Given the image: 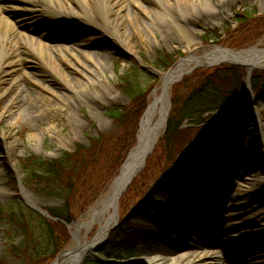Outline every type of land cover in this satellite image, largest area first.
Masks as SVG:
<instances>
[{
  "label": "rangeland",
  "instance_id": "374dc122",
  "mask_svg": "<svg viewBox=\"0 0 264 264\" xmlns=\"http://www.w3.org/2000/svg\"><path fill=\"white\" fill-rule=\"evenodd\" d=\"M58 1L63 5L61 10L57 7L56 13H52L42 9L40 15L46 21L54 17L61 22V26L69 23L74 17L78 18V22L81 20V23L77 22L79 28L66 27L59 33L70 39L75 37V41H84V44L89 45L91 56L76 57L63 50L64 55L43 53L45 60L48 59L59 67L57 74H52L46 69L34 51L26 54L27 62H21V55L18 54L22 53L23 45L19 46L17 54L11 44H6L5 47L10 50L11 55L0 59V264H30L27 255H14L9 250L11 244L17 246L24 240L15 219L11 218L12 213L17 218L24 216L34 226L39 225L36 212L28 206L24 193L31 197L36 207H64L62 198L42 192L45 184L38 186L29 182L23 169L24 160L29 157L42 160L57 159L64 152L73 151L76 144L87 147L90 139L96 138L98 133H110L115 130L107 112L115 105L128 103V97L118 88L119 78L127 71L132 70L142 88L153 80H158L154 86L155 94L153 89L149 94L151 103L154 96L160 93V75L166 73L158 61L159 57L164 54L172 55L177 62L189 56L191 52L201 55L199 47L206 52L214 49L216 41L226 38L228 29L238 30L237 11L254 12L256 16L264 15V0H192L198 8H193L188 3L191 0H139L151 11L148 15L140 13L132 0H109L111 10L108 19L116 26L117 32H114L110 28L96 25L102 23L103 17L94 11V0L87 3L93 21L88 15L75 12L77 6L72 4V0ZM37 4H41V1L37 0ZM37 4L30 7L41 10ZM206 4L210 7H206ZM159 9H164L165 14L172 13L177 21L158 16L154 10ZM183 10L185 12L180 13ZM48 21L51 22L49 19ZM184 29L197 40L186 43L182 39ZM55 30L54 28L53 31ZM38 33L40 32L37 31L34 35L38 36ZM220 46L232 49L227 44ZM254 46L264 49V34L256 43L241 50ZM175 67L176 63L172 68ZM240 68L245 72V68ZM29 76L40 79V84L35 83ZM108 85L114 87V93L105 89ZM174 85L168 93L170 99ZM96 89L99 90L100 96L96 95ZM36 90L42 92L41 95ZM251 95L255 109H240L241 125L236 131L224 135L223 155L208 168L210 180L203 182L199 188L185 190L190 203L185 204L176 217L156 218L153 221L147 217L149 213L157 215L153 205L160 202L172 203L170 196L163 190L171 189V180H164L161 185H153L152 177L142 192L133 195L124 207H120L119 202V218H122L152 186V204L144 203L146 215H138V222L153 226L155 234L151 235L148 242L138 244L133 249L132 259H140L146 255L157 257L171 252V248L187 253L198 248L219 252L222 251L225 237L233 233L241 240L235 244L238 245L236 247L244 253L232 256L226 248L220 264H251L252 259L256 257L260 259L258 264H264V232L260 235L252 234L251 239L244 238L246 231H252L264 224V139L261 141V135L264 138V130L260 133L254 121L255 115L258 114L264 124V81L260 82L258 90ZM217 116L218 114L212 117V122ZM157 118L158 113L151 125ZM212 132L222 133L223 128ZM3 136L9 144L13 168L5 162ZM164 178L168 179L167 175ZM109 193L110 190L107 189L98 201L82 214H78L76 208L73 209V222H89L91 212L100 208V201ZM212 201L217 204L212 224L199 232L196 228H200L198 224L203 217V211L214 209L209 206ZM253 207L260 209L258 217L247 211ZM98 228V222L81 228L82 240H89ZM185 230L193 231L192 234L196 238L192 244H183L179 239L181 232ZM70 231H74L73 226ZM172 232L175 236H172ZM36 234L39 236L36 250L39 253L50 252L52 246L39 230ZM75 247V241L70 239L62 252ZM126 254L127 251L121 252V255ZM230 258L232 262L229 261ZM84 260L87 261L86 264H101L89 255Z\"/></svg>",
  "mask_w": 264,
  "mask_h": 264
},
{
  "label": "trees",
  "instance_id": "16d2710c",
  "mask_svg": "<svg viewBox=\"0 0 264 264\" xmlns=\"http://www.w3.org/2000/svg\"><path fill=\"white\" fill-rule=\"evenodd\" d=\"M236 16L238 30L228 29L225 35L227 39L218 40L216 44H227L230 48L241 50L263 36L264 15L237 11ZM175 60L168 54L158 58L165 70ZM244 76L245 72L240 67L225 64L195 70L173 86L172 107L165 132L147 158L145 168L134 178L120 199V207H124L133 195L141 193L150 178H154V183L162 184L161 174L169 171L168 178L173 184L171 190L165 191L171 195L173 204L159 203L156 208L164 216H173L188 202L185 188L196 189L209 180L207 170L223 153V137L209 134L204 131V127L211 122L214 114L244 102ZM157 81L153 80L142 88L132 70L127 71L119 78L118 88L128 97V103L115 105L107 112L115 130L98 133L96 138L90 139L89 146L76 144L73 151L64 152L57 159L29 157L23 161L29 182L38 186L45 184L42 192L62 198L64 207L45 208L57 221L35 213L39 220L38 226L32 225L24 216L17 218L12 213L11 218L15 219L24 236L21 244L9 246L14 255H27L30 264H49L68 245L71 239L68 225L73 223L75 215L73 209L76 208L78 214H82L97 202L117 176L128 152L136 144L138 123ZM261 81H264V70L254 71L251 77L254 92L258 90ZM239 120L238 113H233L224 125L225 132L234 131L239 126ZM146 192L141 196L140 205L135 204L124 214L98 250L105 259H129L139 241L145 243L150 239L153 231L137 222L144 203H150ZM38 230L52 246L48 253H39L35 248ZM122 251L128 254L121 255Z\"/></svg>",
  "mask_w": 264,
  "mask_h": 264
},
{
  "label": "bare ground",
  "instance_id": "6f19581e",
  "mask_svg": "<svg viewBox=\"0 0 264 264\" xmlns=\"http://www.w3.org/2000/svg\"><path fill=\"white\" fill-rule=\"evenodd\" d=\"M41 4H37V0H0V27L2 29V35L0 36V59L7 58L10 54V50L7 49L6 44H11L14 47V51L18 54L19 53V46H22V53H19L21 55V62H27L28 56L26 55L30 51H34L37 53V57H39V60L41 64L52 74H57L59 67L55 64H53L48 59H44L42 57L43 53L49 54L53 53L55 55H64L62 54V50L67 53L70 52L74 54L76 57L85 56L90 57L91 51L89 48V45L84 44V41H75L74 38L69 37H63L60 35V31L63 32L62 29L66 27H72V28H79L78 24L82 21L80 20L78 22V18L74 17L71 19L69 23H65V25L61 26V22L57 21L54 17L53 19L48 18L50 21L44 20L42 18V15H40V11H48L52 13H56L55 10L58 7V9L61 10L62 4L59 3L58 0H40ZM53 1V2H52ZM91 0H72V4L77 6V13L82 12V14L88 15L92 20V14H90L87 9V3ZM95 1V9L94 11L98 14H101L103 17V21L101 24H96L98 27H106L112 29L114 32H117L116 26L110 23L108 19L109 11L111 10L110 1L109 0H94ZM136 7L138 8V11L140 13H143L145 15H148L151 11H148L139 0H132ZM206 2H209V0H206ZM193 8H198L195 3L191 1L188 2ZM32 4H37V7H41V10H36L33 7H30ZM181 4V3H180ZM35 7V8H37ZM206 7H210L209 4H206ZM43 9V10H42ZM164 9L154 10V12L158 16H164L171 21H177L176 17L169 12V14L164 13ZM185 12L184 10L180 13ZM75 15V13H72ZM90 14V15H89ZM12 18V19H11ZM47 18V17H46ZM93 21V20H92ZM78 22V24H77ZM93 23V22H92ZM50 24V26H49ZM94 24V23H93ZM16 25V26H15ZM56 29L53 31V29ZM39 31L38 36H35L34 34ZM182 39L185 40L186 43H189L194 40H197L196 37L190 35V33L187 30H183ZM5 43V44H4ZM21 43V44H20ZM6 48V49H5ZM199 51L203 52L204 49L202 47L198 48ZM214 49L206 52V56L208 58L212 57L217 60L221 59H227L231 58L234 60V58L229 57L228 54H225L223 52L216 53ZM205 51V50H204ZM204 55V52L201 54ZM201 55H198L194 52H191L188 56V59H186L184 62L180 63L177 67H175L171 73L167 77V82H171L175 77L183 73L186 69L190 68L192 65H195L197 63H202L204 61L203 58H200ZM204 55V56H205ZM235 57L237 59L243 60L244 62V68L247 70L250 69H256V68H264V50H252L245 53H239L236 54ZM31 80H33L35 83L40 84V79L36 77L29 76ZM106 90L114 93V87L113 86H106ZM39 95H41L42 92L36 90ZM96 95L100 96L99 90H95ZM55 93V92H54ZM56 94V93H55ZM249 108L255 109L253 107V101L251 94H248L247 102L244 107L245 110H249ZM157 113H154V116L150 120L152 123V120L156 116ZM224 118L223 116H219L216 118L215 122L212 125L213 131H219L222 128ZM254 121L256 122L257 127L259 128L260 133H263L264 130V124L262 123L260 117L258 114L255 115ZM161 130V129H160ZM160 130L158 131L157 135L160 133ZM263 136L261 135V141ZM3 146L5 150V162L8 163L12 168L14 167V163L12 161V157L10 155L9 151V144L7 143V138L3 136ZM141 158V157H140ZM139 161L137 160L133 167L130 169V172L126 176L124 182L128 179L130 174L135 171L137 164ZM2 186L0 185V189ZM24 196L27 198L28 201L34 204L31 197L24 193ZM113 194L111 192L110 197H112ZM35 205V204H34ZM217 204L215 202H210L209 206L211 208H214L213 210L208 209L207 211H203L202 218L199 220V224L201 226L202 230H206L209 226L212 224V216H214L215 209ZM252 214V216L258 217V213L260 211L259 208L253 207L247 210ZM93 213V212H92ZM213 213V214H212ZM114 218V213L112 212V209H107L105 213L101 214V216H97L95 214H91V220L89 222H86L88 225H91L94 222L99 223V228L93 238V240L85 245H81L78 250L74 252L66 253L62 259L65 264H74L77 259L84 255L87 256L88 253L102 241V238L105 235L106 230L112 225V220ZM193 232V231H192ZM191 231L185 230V232H181L179 239L183 244H192L195 242V238L193 236ZM264 232V224L254 228L252 231H246L244 234V238L251 239L253 237L252 234H262ZM172 236H175V233H171ZM255 236V235H254ZM235 234L231 233L228 234L224 239V244L222 246V251H215V250H201L198 248V250L187 253V252H181L171 248V252H167L165 254L151 257V256H144L140 259H136L133 261V264H220L222 262V253H226L225 249H229L228 253H231L232 256L235 255H242L244 251L239 250L238 245H235L236 243L240 242ZM235 246L233 249L231 247ZM232 262L233 260L230 258L229 260ZM256 261V262H255ZM260 259L258 257L253 258L250 262L251 264H258Z\"/></svg>",
  "mask_w": 264,
  "mask_h": 264
},
{
  "label": "water",
  "instance_id": "95a60500",
  "mask_svg": "<svg viewBox=\"0 0 264 264\" xmlns=\"http://www.w3.org/2000/svg\"><path fill=\"white\" fill-rule=\"evenodd\" d=\"M256 49L261 50V49H258L257 47L254 46V47H251V48H248L245 50L235 51L232 49L223 48V47L214 45V50L216 53L223 52L225 54H228L229 57L234 58V60L231 58L221 59V60H217V59H214L212 57L208 58L205 55L206 51L203 50L205 56L201 55L200 58H203L204 61L202 63H197L195 65H192V67L186 69L183 73H181L180 75L175 77L171 82H169V83L167 82V77L171 73L173 68H170L169 70H167L166 73H164L163 75H160V78H161L160 93L158 96H156V95L154 96L153 101L147 106L143 115L141 116V119H140L139 125H138L139 128H138L136 145L129 151L127 157L125 158L123 164L121 165V167L119 169L118 175L112 181V184H111L110 189H109L110 193L108 194V196L106 198H104L103 200L100 201V203H99L100 208L94 209L92 211L93 213L91 212V214L101 216V214L105 213V211L110 208V209H112V212L114 213V218L112 220V225L106 230L105 235L102 238V241L99 244H97L88 253L89 256H91V257L95 258L96 260H98L102 263H105V264H133V261H134L133 259H130L128 261L105 260L96 251L99 249V247L102 245V243L107 239L110 231L117 226V224L119 222V215H118L119 199L125 193V191L128 189L133 178H135V176L144 168L147 157L152 153V151H153V149H154V147H155V145H156V143L160 137V134L157 135L158 131L160 129L162 131H164V129L166 128L168 116H169V113L171 110V100L168 96V93H169L171 86L174 83L179 82L185 75H188V74L192 73L194 70L199 69V68L215 67V66H219L222 64H230V65H234V66L244 67V62H242L243 60L237 59L235 57V55L239 54V53H245L248 51L256 50ZM263 50L264 49H262L261 51H263ZM186 59H188V56L177 61L176 67L180 63L184 62ZM253 70L254 69H250V70L246 69L247 92H249V80H250L251 72ZM155 92H156V88H154V90H153L154 94H155ZM245 105H246V102L242 105H239V106L233 107L229 110L220 112L218 117L223 116V118H224L223 123H224V122L229 120V118L231 117V115L235 111H237L241 108H244ZM154 113H158V118L156 119L154 124L151 125L150 120L154 116ZM212 125H213V123L206 127V130H208L210 133L212 132ZM137 160L139 161V163L137 164L135 171L132 172V174H130L128 179L124 182L126 176L130 172V169L133 167L134 163ZM150 190H151V188H150ZM111 192L113 194L112 197H110ZM26 202L32 210L36 211L40 215H42V216H44L50 220L57 221L56 218H53L49 215L47 210L40 208V207H36V205H34L33 203H31L28 200H26ZM88 213H89V211L87 212V214ZM198 225L200 226V224H198ZM83 227H90V225H88L86 222H83L81 224H79L78 222H75L74 231L70 232V234H71V239L73 241H75L76 247L72 250H68V251H64V252L60 253L57 256V258L50 264H65L62 258L65 255H67L66 253L74 252V251L78 250L79 247H81V245L83 246V245H85V244H87L93 240L96 233L89 240H85V241L82 240V238L80 236V229ZM68 228H70V226H68ZM196 230H198L199 232H200V230L202 231L201 226L199 229L196 228ZM84 258H85L84 255L80 256L74 264H81L83 262Z\"/></svg>",
  "mask_w": 264,
  "mask_h": 264
}]
</instances>
